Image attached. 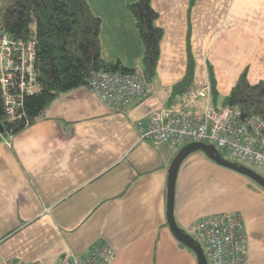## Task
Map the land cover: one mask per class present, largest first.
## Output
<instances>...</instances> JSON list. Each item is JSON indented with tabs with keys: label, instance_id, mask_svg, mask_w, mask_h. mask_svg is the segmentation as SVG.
Returning a JSON list of instances; mask_svg holds the SVG:
<instances>
[{
	"label": "crops",
	"instance_id": "1",
	"mask_svg": "<svg viewBox=\"0 0 264 264\" xmlns=\"http://www.w3.org/2000/svg\"><path fill=\"white\" fill-rule=\"evenodd\" d=\"M133 1L88 0L102 21L103 57L140 70L144 48L128 7ZM152 4L164 35L156 76L142 97L114 112L80 87L15 134L11 146L0 143V264L83 259L99 241L116 252L109 264H198L167 221L170 169L183 147L140 140L137 124L179 99L174 86L186 75L189 48L193 87L212 82L214 107L245 72L250 84L263 81L264 0ZM220 167L202 151L186 158L175 186L176 222L193 234L201 218L238 212L248 262L264 264V189L240 173L220 178Z\"/></svg>",
	"mask_w": 264,
	"mask_h": 264
},
{
	"label": "built area",
	"instance_id": "2",
	"mask_svg": "<svg viewBox=\"0 0 264 264\" xmlns=\"http://www.w3.org/2000/svg\"><path fill=\"white\" fill-rule=\"evenodd\" d=\"M36 43L0 34V94L6 114L20 116L25 96L37 92ZM88 86L112 111L122 112L147 90L144 77L137 73L97 71ZM210 85L191 88L139 121L140 140L153 144L184 146L205 143L228 151L241 162L264 167V113L229 104L212 105ZM15 134L4 133L0 124V143L11 146ZM192 232L207 251L208 264H249L247 234L238 212L217 214L195 221ZM116 256L104 241L95 243L89 254L78 259L62 256L61 264H109ZM6 264H36L8 260Z\"/></svg>",
	"mask_w": 264,
	"mask_h": 264
},
{
	"label": "trees",
	"instance_id": "3",
	"mask_svg": "<svg viewBox=\"0 0 264 264\" xmlns=\"http://www.w3.org/2000/svg\"><path fill=\"white\" fill-rule=\"evenodd\" d=\"M195 1L191 0V5ZM128 7L144 48L140 70L103 57L102 21L88 0H10L0 7V34L6 32L15 39L35 41L38 76L37 92L25 96L16 118L6 114L0 94V124L4 133H19L37 122L64 94L80 87L89 88V80L97 71L137 72L148 86L157 73L164 31L157 24L158 13L152 0H135ZM194 75L195 61L189 48L186 75L174 86L175 97L181 98L187 90L195 88ZM211 90L214 99L217 92L212 82ZM227 104L264 113V80L250 84L245 72L224 98L223 106Z\"/></svg>",
	"mask_w": 264,
	"mask_h": 264
},
{
	"label": "water",
	"instance_id": "4",
	"mask_svg": "<svg viewBox=\"0 0 264 264\" xmlns=\"http://www.w3.org/2000/svg\"><path fill=\"white\" fill-rule=\"evenodd\" d=\"M202 151L209 159L215 161L217 164L232 169L236 172H239L249 179L257 183L260 187L264 189V177L255 172L254 170L239 165L233 162H230L222 158L216 147L213 145L205 143H190L183 147L179 152L178 156L174 160L169 174V186H168V202H167V221L169 228L174 235V237L187 246L190 250L194 252L197 258L198 264H208L205 253L202 250V247L196 242L190 235L185 233L177 224L175 215H174V205H175V186L177 175L182 163L188 158L191 154Z\"/></svg>",
	"mask_w": 264,
	"mask_h": 264
},
{
	"label": "rangeland",
	"instance_id": "5",
	"mask_svg": "<svg viewBox=\"0 0 264 264\" xmlns=\"http://www.w3.org/2000/svg\"><path fill=\"white\" fill-rule=\"evenodd\" d=\"M8 1H10V0H0V7L3 6V4L8 3ZM219 107H220V106H219ZM185 146H186V145H185ZM176 147H178V148H182V147H184V146H176ZM216 148H217V150H218V152H219V154H220V156H221L222 158H224V159H226V160H228V161H230V162H233V163H236V164H239V165H243V166H245V167H248V168L254 170L255 172H257L258 174H260L262 177H264V167H255V166H253V165H250L249 163L241 162V161H239V160L233 158V157L231 156V154H230L228 151H226L225 149L220 148V147H216ZM217 166H218V165H217ZM217 171H220V172H217V176H218V177H220V178H222V177H226L227 179H229V174H231V173H233V172H234V174H238V173H239V172H236V171H234V170H232V169H227V168H224V167H220L219 169H217ZM222 172H223V173H222ZM240 174H241V173H240ZM241 175H243V174H241ZM243 176H245V175H243ZM245 177L248 178L247 176H245ZM234 178H235V177H232V180H233V181H234ZM250 180H251V179H250ZM251 181H252V180H251ZM252 182H254V181H252ZM254 183H255V182H254ZM255 184H257V183H255ZM257 185H258V184H257ZM258 186H259V185H258ZM188 235H190V236H191L196 242L200 243L194 234H188ZM201 247H202V250H203V252L205 253V255H207L206 248H205L203 245H201Z\"/></svg>",
	"mask_w": 264,
	"mask_h": 264
}]
</instances>
